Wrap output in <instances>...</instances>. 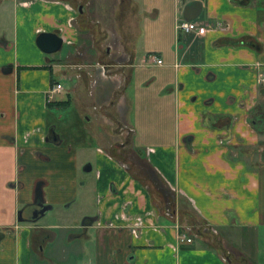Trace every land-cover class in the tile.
Listing matches in <instances>:
<instances>
[{
	"label": "crops",
	"instance_id": "1",
	"mask_svg": "<svg viewBox=\"0 0 264 264\" xmlns=\"http://www.w3.org/2000/svg\"><path fill=\"white\" fill-rule=\"evenodd\" d=\"M89 1L0 0V264H232L207 236L182 230L191 240L178 239L176 220L158 217L143 184L102 144L83 167L94 171L93 210L71 221L44 216L88 183L77 179L78 147L48 128V90L62 75H76L96 102L106 96L99 108L124 112L113 120L134 145L144 142L179 203L220 243L252 256L264 235V0H124L133 25L114 22L116 40L108 26L106 59L95 62L87 58L98 44L79 36L88 20H76ZM181 18L197 29L176 28ZM41 31L57 32L67 52L43 51ZM37 188L48 207L31 218Z\"/></svg>",
	"mask_w": 264,
	"mask_h": 264
},
{
	"label": "rangeland",
	"instance_id": "2",
	"mask_svg": "<svg viewBox=\"0 0 264 264\" xmlns=\"http://www.w3.org/2000/svg\"><path fill=\"white\" fill-rule=\"evenodd\" d=\"M129 6L130 5L126 6L124 0H90L85 7H83V10L85 9L87 11V13L84 11L87 15L86 19L83 17L86 16L83 12V16L77 17L76 20L79 23L80 21L83 22L88 20L90 27L86 29L81 28L79 31L80 41L87 42V44L94 41L99 47L98 52L91 50L92 52L89 53L90 58H87V55L85 54L87 59L94 62L95 59H106L103 50L105 49L106 41H108V39L111 41V38L107 36L108 26H110L111 33L114 31L115 35L116 31L113 30L114 22L122 23L121 21H125V23L128 24L127 27L130 26V24L133 25L134 19L131 16L135 13V9L133 6ZM122 32V35H126L129 39L131 38V33H137L136 29H132L128 32L122 30ZM117 37L118 35L116 34L113 39L116 40ZM132 37H134L133 34ZM113 47L115 49L116 45L113 44ZM67 50V46L63 45L62 48L54 54L64 55ZM61 59L68 61V58L65 57H62ZM117 59L118 58L116 57L113 58L115 61H117ZM93 68H96L95 65ZM112 68L116 69L114 66H112ZM61 79L64 87L62 91L57 92L51 98L53 100H59L60 102L58 104L52 103L49 105L48 128L54 130V134L59 137L60 142H71L78 147L79 163L81 164V167L78 170L77 179L79 182L86 180L88 183H86L87 187L85 189L81 190V186L79 187L81 194L79 196L78 191L77 198L70 206H66L67 202H64L63 205L59 204L55 208L53 207L52 211L51 209L48 210L49 213H46L44 216H60L71 221L72 219L77 220L79 217L84 216L85 213L93 210L95 202L94 193L91 188L94 183V171H85L83 167L87 163V160L90 161L94 159L95 147L100 146L101 144L104 145L106 149L116 157V159L119 161L121 160L123 164L128 167L132 175H136L140 177V179L142 178L148 185V188L156 189L155 186L157 184L160 189L157 188L164 192L165 188L162 187L160 182H158L159 178L156 176L153 169L150 168L147 159L144 158V142L135 140L134 143L137 142L138 147L134 145L130 136L128 139V134H126L127 131L122 129L120 123L113 120L112 117H115L118 120V117H121L124 112H120L116 108H99L98 102L107 100V97H102L96 102L98 99V96L95 94L96 92L93 91L94 93H89L86 87L83 86L84 84L78 82L79 78L77 79L76 75H73L72 77L62 75ZM77 82L79 84L78 86H75ZM112 96L115 97L116 95L112 94ZM104 105L106 106L107 103H104L103 106ZM106 113H113L114 115L109 116L110 114L107 115ZM124 119L129 123L132 121L133 116L131 111L129 114H125ZM179 194L180 193L174 190L172 195L174 197V204L171 207V210H173L172 216L176 220L175 224L177 225L178 230L182 226L183 231L189 230L196 232V227L190 226V222H188L189 218L186 217L187 214L185 211H187V205L181 204V202L179 203V200L182 198ZM81 200H84L85 205ZM81 207H86L88 211L85 212ZM194 217L195 219L199 218L196 215H194ZM182 230L179 234L185 233L186 235V232H182ZM212 232L217 236V232H215L214 229ZM260 233L254 238V241L249 248H252V256H245L230 244L219 243L217 241L220 240L217 238L218 236L215 241L206 237V243H209L210 245L213 244L218 249H221L222 252H225V254L230 251L229 253L230 256H232V264H247L250 257L252 261H254L253 264H260L264 263V235Z\"/></svg>",
	"mask_w": 264,
	"mask_h": 264
},
{
	"label": "trees",
	"instance_id": "3",
	"mask_svg": "<svg viewBox=\"0 0 264 264\" xmlns=\"http://www.w3.org/2000/svg\"><path fill=\"white\" fill-rule=\"evenodd\" d=\"M72 6L78 7L80 4H84L85 0H68ZM80 16H83V13H79ZM86 19V16H83ZM51 83H53V78H51ZM60 101L59 100H53V101H48V106L52 103L58 104ZM113 157H115L113 154H111ZM116 158V157H115ZM146 159V157H144ZM120 162H122L120 160ZM123 164V162H122ZM149 166L153 171L155 172L156 176L159 178V181L162 184V187L165 188V191L162 192L159 189V186L156 184V189L148 188V185L144 182V180L136 175H134L146 188L148 191L154 210L158 214V217H162L167 221H170L174 219L173 216H170L172 214L173 210H171V207L174 204V197L172 196L174 193V190L170 188L166 180L160 175V173L149 163ZM154 187V186H153ZM159 189H158V188ZM156 190V191H155ZM186 212V217L189 218L188 222H190V226H195L196 227V232L200 236H207L210 240H216V234L212 232V230L208 226H204V220L202 218L195 219L194 216H191L189 211ZM171 217V218H170ZM192 221V222H191ZM182 230V226L179 228V231ZM220 243V240H217ZM213 245V244H212ZM214 247V246H212ZM217 248V247H216ZM227 255V254H226ZM232 260V258H231Z\"/></svg>",
	"mask_w": 264,
	"mask_h": 264
},
{
	"label": "water",
	"instance_id": "4",
	"mask_svg": "<svg viewBox=\"0 0 264 264\" xmlns=\"http://www.w3.org/2000/svg\"><path fill=\"white\" fill-rule=\"evenodd\" d=\"M79 11H81V7H79ZM36 43L43 51L52 52L62 46V39L55 31H41L36 36ZM36 195L39 196L40 201L37 200L36 202L37 205H40V207H37L33 210L31 218H35L39 214H42L43 211L48 207L47 204H43L41 191L38 188L36 190ZM225 256L226 259L229 260V257L227 255Z\"/></svg>",
	"mask_w": 264,
	"mask_h": 264
},
{
	"label": "built area",
	"instance_id": "5",
	"mask_svg": "<svg viewBox=\"0 0 264 264\" xmlns=\"http://www.w3.org/2000/svg\"><path fill=\"white\" fill-rule=\"evenodd\" d=\"M197 24L195 21L190 19L181 18L176 21V28L181 29L185 32L192 31L197 29ZM157 62H161V58H156ZM261 79L264 80V65L261 67ZM63 89V85L59 81H55L50 87H49V96L51 97L53 94L60 92ZM178 239L190 241L191 237L188 235H185L183 233L178 235Z\"/></svg>",
	"mask_w": 264,
	"mask_h": 264
},
{
	"label": "flooded vegetation",
	"instance_id": "6",
	"mask_svg": "<svg viewBox=\"0 0 264 264\" xmlns=\"http://www.w3.org/2000/svg\"><path fill=\"white\" fill-rule=\"evenodd\" d=\"M50 131H51V133H53V130H52V128L50 129ZM37 201V200H36ZM39 201V200H38ZM37 207H40V205H38V206H36V203L34 202V203H32L31 204V211H30V217H31V215L33 214V210L35 209V208H37Z\"/></svg>",
	"mask_w": 264,
	"mask_h": 264
}]
</instances>
